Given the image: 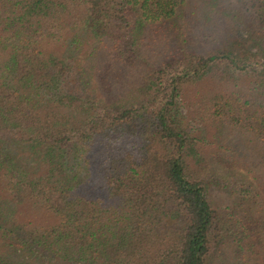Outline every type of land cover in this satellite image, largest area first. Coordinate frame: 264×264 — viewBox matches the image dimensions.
Here are the masks:
<instances>
[{"label": "trees", "instance_id": "obj_1", "mask_svg": "<svg viewBox=\"0 0 264 264\" xmlns=\"http://www.w3.org/2000/svg\"><path fill=\"white\" fill-rule=\"evenodd\" d=\"M0 264H264V0H0Z\"/></svg>", "mask_w": 264, "mask_h": 264}, {"label": "rangeland", "instance_id": "obj_2", "mask_svg": "<svg viewBox=\"0 0 264 264\" xmlns=\"http://www.w3.org/2000/svg\"><path fill=\"white\" fill-rule=\"evenodd\" d=\"M198 126H200L199 124H197L196 128H198Z\"/></svg>", "mask_w": 264, "mask_h": 264}]
</instances>
